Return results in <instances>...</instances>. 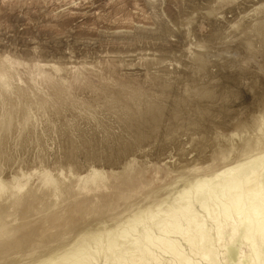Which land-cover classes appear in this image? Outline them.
I'll return each instance as SVG.
<instances>
[{"label": "rangeland", "instance_id": "obj_1", "mask_svg": "<svg viewBox=\"0 0 264 264\" xmlns=\"http://www.w3.org/2000/svg\"><path fill=\"white\" fill-rule=\"evenodd\" d=\"M59 1L5 0L7 3L3 10L6 11H0V57H8L25 64L38 61L56 66H63L70 62L87 66L98 65V72L104 78H108L112 84L101 97L89 92L73 90L67 96V100L62 98L56 104L49 98L51 92L42 85L44 89L38 86V90L27 88L25 85V92L22 95L25 102L19 99V103L15 102L18 98V96L14 97L16 93L12 96L14 102L7 101L4 97L0 98L1 181H7L21 172H30L39 168L54 174L57 171L65 173L70 171L76 175H86L90 169L121 172L128 162L133 161L135 167L145 174L148 173V176L150 173L152 176L156 170L158 175L167 173L159 176L161 181H164L159 183H163L158 188L161 193L159 191L154 194L151 191L156 188L150 189V187L143 188L144 195L142 189L138 190L139 192L137 189L132 191L130 199L133 200L132 202L137 198L138 200L147 198V202L145 199L142 200L147 205L154 200L156 202L159 200L160 203L168 196V192L162 193L163 187L170 184V180L179 178L189 180L187 187L192 185L189 187L190 190L188 188L192 194L194 183L190 181L194 179V176L189 174H197L196 172L199 173L201 168L218 170L225 158L238 157L247 146L262 145L264 147V123L259 121L260 115L264 114V22L261 23L264 21V0H231L233 3L230 1L231 4L220 11L213 8V0H169L170 2L162 0L153 8V33H137L122 39L91 37L84 30L79 31L75 25L62 26L59 23H53L50 20L53 13L45 11L43 7H49L53 2ZM169 6L173 8L174 13L168 10ZM258 7L262 9L256 14L257 20L255 14L246 15L252 8ZM210 10L215 13L205 17L204 11ZM116 18L125 20L128 15L119 13ZM68 27L69 30H67ZM184 30H187L189 34H183ZM171 42L175 46L167 47V44ZM188 44H193V48L197 47L196 44L203 47L193 54L194 57L192 55V61L182 59L184 58L182 51ZM250 47L258 48L254 56L246 55ZM148 51L158 54L157 62L168 64V71L160 69L157 64L151 66L148 63H144L147 65L139 64L136 68L132 67L134 69L128 67L129 64L138 63L135 55ZM126 53L134 57H126L128 56ZM107 55L120 56V59L114 62L120 69L115 75L108 73L106 64L102 62ZM233 55L238 59H233ZM225 56L228 60H225ZM184 60L186 63H183ZM176 61L178 63L174 64ZM171 62H173L172 65ZM20 68L21 73H17L21 76L17 78L21 77L19 80L25 83L23 77L27 70L22 65L19 66V70ZM152 71L157 76H151ZM59 76L65 77V74L61 72ZM19 83L22 85L21 82ZM43 95L45 98L42 97ZM41 98L46 100L43 101ZM29 101L31 106L27 107L24 103ZM19 110L21 111L18 113ZM8 111L14 112L12 117L5 116V112ZM6 119H10L7 124ZM151 166H155L156 170ZM168 175L171 179L167 178ZM32 184L33 181L30 185ZM148 190H151L150 193ZM212 190L218 192L217 189ZM214 191L205 192V196L209 194L208 199L204 195L200 197L210 201L216 194ZM149 195L153 197L151 201ZM191 196L193 197L191 198L192 212L197 213V217L193 216L201 219L199 223L205 235L202 252L210 253L211 263L219 264L221 261V264H233L232 260L228 259L227 248L234 242L231 240H235L233 244L239 248L238 263L248 264L245 262V256H253V261L249 264H264V237L261 238L256 232L253 243H249L241 238L240 233L231 237L232 230L226 227L221 242L218 243L216 224L211 218L205 217L203 215L205 213L201 212L204 210L199 207L203 198L199 202V197L196 199L195 195ZM140 205V208L145 206H142V203ZM147 206L150 207V205ZM140 208L138 209L143 213V221L149 223L151 209L149 211L145 208L149 211L148 214L145 209ZM220 208H222L221 205L218 209ZM214 213H217L215 208ZM110 215L114 214L104 216L106 223L102 229H95V232H91L92 238L90 237L88 242L85 241L90 250L94 251L98 264H105L102 259L103 246L107 241L108 233L115 229L114 226L110 228V222L112 221L116 226L121 220L117 218L121 215L120 213L117 216L114 215L116 216L114 220H111L113 218ZM93 221L95 220L92 219L90 223ZM119 222L117 226L122 224ZM220 222L225 224L224 219ZM150 223H153V226L151 224L147 226L151 228L158 224L156 220ZM238 226L243 227L242 223H238ZM92 239L99 241L98 243L90 242ZM183 244V251L186 254L189 253L188 248L185 249L187 244ZM254 256L258 261L254 259ZM160 257L162 262L160 264H170L167 255H160ZM53 261L55 259L51 262ZM201 264H209V262L204 263L202 260Z\"/></svg>", "mask_w": 264, "mask_h": 264}, {"label": "bare ground", "instance_id": "obj_2", "mask_svg": "<svg viewBox=\"0 0 264 264\" xmlns=\"http://www.w3.org/2000/svg\"><path fill=\"white\" fill-rule=\"evenodd\" d=\"M161 1L162 0H60L57 3H51V6H49V4V7L44 6L43 8L45 11L53 13L50 18L53 23H59L62 26L67 24L75 25L79 31L84 30L85 33L91 37L122 39L129 38L137 33H153V8L158 4V2L161 3ZM166 1L170 2L169 0ZM230 1L231 0H213V8L220 11L227 8L228 5H230L231 2L233 3L235 0ZM6 3L7 2H5V0H0V11L6 7ZM260 9H262V7L252 8V10H250L246 15L250 16L251 14H255V19L257 20L258 17H256V14L257 12L259 13ZM168 10L171 13H174L172 7L169 6ZM119 13L120 15L121 13H126L128 18L125 20L117 19L116 16ZM214 13V11L210 10L206 12L204 11L203 14L205 17H209ZM7 14L5 15L7 16ZM246 17L247 16H245V18ZM262 22L264 21H261V23ZM69 27L67 30H69ZM186 31L184 30L183 34H189ZM196 45L197 47L193 48V44H188V46L182 51L184 58H181L186 61H192V55L195 52H199V49L201 50L203 48L198 44ZM171 46H175V44L172 42L167 44V47ZM257 49L258 48L250 47L247 49L246 55L254 56ZM35 52L37 53V51ZM32 53L34 54V50ZM157 56L158 54L155 52H141L135 55V59L138 60V63L129 64L128 67L136 68L139 64L148 63L151 66L157 64L160 69L168 71V64H164V62L158 63L157 61L159 59ZM126 57L130 58L134 56H130L129 54ZM225 57V60H228L227 56ZM117 59H120V56L107 55L102 59V62L106 64V71L111 75H115V73L120 70L117 68L118 66L114 64ZM182 59L180 60L182 61ZM233 59L238 58H235L233 55ZM185 60L183 63H186ZM232 61L233 60H231V62ZM70 63H65L63 66H56L51 63L42 64L38 61L32 64H25L20 61H13L8 57H0V98L4 97L7 101L9 100L10 102H14L15 100L12 96L16 93V96L14 97L16 98L18 96V98H16L17 101L15 102H25L23 100L25 98L22 96L23 92H25V85L27 88L30 87L33 90H38V86L41 89H44L41 87L42 85L51 92L50 97H48L52 103L56 104L59 103L62 98L66 99L73 90L89 92L90 94L101 97V95H103L104 92L111 86L112 83L108 81V78H104L98 72V65L87 66L84 64H78V62L77 64L71 63L70 65ZM172 63L173 62H171V65ZM176 63H178V61L174 64ZM21 65L27 70L23 77L25 79V83H22V81L19 80L21 77L17 78L18 76H21L17 73L22 70L21 68L19 70V66ZM17 67L19 71L17 70ZM127 70L131 69L128 68ZM61 72L65 74L66 78L59 76V73L61 74ZM154 73L153 75H150L153 77L157 76ZM19 82H21L22 85H20ZM42 97H44V95ZM41 100L45 101L46 99L44 100L41 98ZM41 100L40 102L42 103ZM24 104H26L27 107L31 106L30 101L29 103ZM20 111L21 110H19L18 113ZM13 114L14 112H5V116L7 115L12 117ZM9 120L10 119H6V124ZM259 121L264 123V114H262V116L260 115ZM5 128L8 129V127ZM153 168L155 169V166ZM212 169L213 168H201L200 171L199 168V173L195 171L197 174L193 175L189 174V172L188 174L194 176V179L190 181V183L192 181V183H194V192H192V194L195 195L194 198L199 197V202L201 201L200 199L203 198L200 196L206 194L205 192H213L214 190L212 189H217L218 191H214L216 194L213 193L215 195L214 197L211 196L213 197L211 198L212 200H204L203 198L201 204H198L199 207L204 210L201 211L200 209L202 213H205L203 215L211 218L212 222L216 224L217 231L215 232H218V243L221 242V237L223 235L224 228L226 227L231 228V237L236 233H240L241 238L245 239V241L249 243H253L255 237L254 233L256 232L261 238H263L264 147L262 145L252 147L247 146L238 157L234 159L231 156L230 158H225L222 162V166H220L218 170L211 171ZM162 174L158 175L156 170L152 176L150 173L149 177L148 173L145 174L142 170H138L133 161H130L121 172L90 169L86 175H76L70 171H67L66 173L63 171H57L54 174L45 169L39 168L32 171L30 170V172H21L12 178L10 177L7 181L0 180V264H98L96 256H94L93 253L94 251L92 252L90 250L85 241L88 242L91 237V232H95V229H102V226L106 223L104 221L106 219L104 216H108L109 214L117 216L119 213L121 215L117 218H121V220H119L121 222H118L122 224L117 226V222L115 226V224L111 221L110 228L114 226L113 228L115 229H110L112 230V232H110L107 228V231L110 233L107 232V241L103 246V263L160 264V255H167L169 257L168 261L170 264H201L202 260H204V263L205 261H208L209 264H213L209 258L210 253L208 251L204 253L202 252L203 245H205V235L203 233L202 225L199 223L201 219H197V213L192 212L193 202L191 198L193 197L191 196L192 194H190L191 192H189V187H192V185L190 184L189 187H187L189 180L179 178L177 180L174 179L173 181L170 180V182L169 179L171 178H169L170 176L168 175L167 178H169L168 182H170V184L166 181L168 185L166 186L164 184L165 186H162L164 188V191L162 190V194L168 192V196L165 198L163 196L164 199L162 198L163 200H161L160 203L159 200L156 202L154 198V201L147 204L150 205V207L144 204L147 198H144V202H142L144 199L138 200L137 197L134 202H132L133 200H130L132 191H135V189H137V191H141L142 189L144 195V187L147 189L148 187H150V189L156 188L154 191H150L158 193L160 191L158 190L159 186L161 184L163 185V183L159 184L162 180L159 176L161 177ZM183 176L185 177V175ZM32 181L33 184L30 185ZM138 192L136 194H138ZM206 196L204 195V197ZM152 198L153 197H151L150 201ZM208 198L210 197L207 196V199ZM141 203L142 206L145 205L142 207L143 210L145 208H148V210L151 209L152 213L150 212L149 216H151V218H149V220L150 222H154L156 220V223H158L157 225L154 224L156 225V227H154L155 230L153 227H148L151 224L150 222L145 223L143 221V213L139 212L138 209L140 208L139 206H141ZM219 205H221L223 209L220 208L219 210ZM127 208L129 209L128 211ZM214 208L217 210L216 214L214 213ZM168 209L169 211H167ZM146 210L147 209H145V211ZM117 211L119 213H117ZM149 211L146 212L149 214ZM114 215H110L113 218L111 220L116 219V216ZM92 219L95 221L90 223ZM221 219H224V225V222L221 224ZM112 223L114 225H112ZM238 223H242L243 227L240 228ZM151 225L153 226V223ZM21 229H27V231H20ZM26 233L27 235L24 236ZM28 233L30 235H28ZM102 234L104 233L102 232ZM98 241L96 239L90 240V242L93 243H98ZM231 242L232 244L227 248L228 259L232 260L231 262H233V264H240V262H237L239 257V248L235 247L233 244L235 243V240H231ZM183 243L187 244L185 248H188L189 250V253L187 254L183 251L184 248L182 249V245L184 247ZM56 254H59L58 256L60 257H57V260ZM255 257L256 256H254V259L256 260L257 257ZM54 259L55 261L51 262ZM245 259V262H248L249 264L253 261V256H245ZM219 264H221V261H219Z\"/></svg>", "mask_w": 264, "mask_h": 264}]
</instances>
